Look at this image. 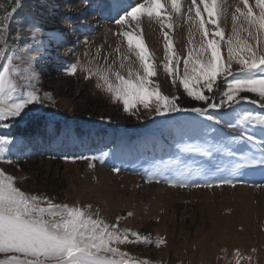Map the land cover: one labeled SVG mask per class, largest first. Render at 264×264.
<instances>
[{
	"label": "rangeland",
	"instance_id": "obj_1",
	"mask_svg": "<svg viewBox=\"0 0 264 264\" xmlns=\"http://www.w3.org/2000/svg\"><path fill=\"white\" fill-rule=\"evenodd\" d=\"M34 2L41 6L39 18L30 16ZM12 3L13 0H0V5L9 10ZM227 5L231 4L226 1ZM121 6L126 7L127 0H21V7L9 22L10 32L12 36L20 33L18 47L31 45L38 50L32 53L37 56V87L41 96L50 93L52 100L30 105L28 115L13 122L11 129H0V135L14 141L6 157L12 163L0 161V169L14 176L23 191L45 195L56 203L91 205L92 213L99 209V216L110 224L123 217L119 219L120 229L150 235L153 240L162 237L165 243L160 248L154 243L119 245L122 251L148 260L149 264H235L237 249L242 257H251V261L242 258L240 264H264V188L252 186L264 182V174L258 169L241 174L235 187L214 188H174L165 183H149L145 172L154 167L174 166L177 160L184 168H207L206 157L184 149L188 145L215 147L238 133L190 111L156 115L155 101L150 102L148 109L137 103L125 112L122 101L97 87V76L89 78V73L79 67L75 75L67 74L70 65H89L90 61L105 68L107 60L125 78L129 64L134 70L140 68L133 54L135 49L130 51L127 40L115 35L135 28V23L124 29L116 25ZM204 16L207 19L206 13ZM147 20L142 18V33L137 34L142 35L156 65L153 86L158 84L162 94L176 97L182 108L206 107L204 102L189 97L179 82L172 84V77L163 68L167 62L163 31L154 20ZM180 23L183 20L173 15V27L164 31H168L175 53L186 58L188 48L198 45L201 36L193 29L189 44V29ZM33 26L40 29L39 42L31 38ZM220 26L227 38L231 33L230 17L221 19ZM53 35L60 42L51 40ZM117 46L119 52L115 51ZM69 48L71 52L67 51ZM221 50L226 58L223 44ZM121 62L126 65L124 70L120 69ZM232 67L235 71L238 65ZM180 69L182 73L183 60ZM221 83L222 77H217L211 93L199 85L196 90L215 97ZM241 95L259 100L254 94ZM242 103L248 109L264 112L258 104ZM209 111L217 118L234 119L230 108ZM30 119L46 120L49 134L45 140L26 145L23 135L12 132ZM255 134L261 135L259 130ZM236 147L241 151L245 148ZM102 153H108L103 163L99 159H82ZM114 167L120 171L114 172ZM215 175L222 177L227 173ZM7 258L0 254V260Z\"/></svg>",
	"mask_w": 264,
	"mask_h": 264
},
{
	"label": "snow or ice",
	"instance_id": "obj_2",
	"mask_svg": "<svg viewBox=\"0 0 264 264\" xmlns=\"http://www.w3.org/2000/svg\"><path fill=\"white\" fill-rule=\"evenodd\" d=\"M225 4L226 0L224 3L222 0H199V3L190 0L185 8L181 0H127L126 7L118 8L115 23L121 29L132 28L135 23V28L118 31L115 35L127 40L130 51L135 49L133 54L140 68L134 70L129 64L128 78L122 71L114 70L107 60L105 68L91 61L89 65L75 63L68 68V75H75L79 67L89 73V78L97 76V87L111 93L116 101H122L125 112L137 103L148 109L150 102L155 101L156 115L190 111L215 124L223 123L230 131L238 133L215 147L211 144L188 145L184 149L206 157L209 162L207 168H184L177 160L174 166L146 169L149 183H165L174 188L235 187L240 175L249 170L258 169L264 174V112L248 109L242 103L258 104L260 109H264V0H236L233 5ZM20 7L21 0H13L10 10L0 5L3 13L0 14V129H11L13 122L26 117L31 111L30 105L52 100L50 93L45 92L41 96L37 87L39 76L34 67L37 56L32 53L38 50L31 45L18 47L20 33L11 35L9 22ZM228 8H234V11L229 13ZM173 15L189 22V44H192L193 29L201 36L198 45L188 48L186 58L175 53L173 41L168 31H164L173 27ZM229 16L232 26L226 38L220 21L227 20ZM144 17L149 22L154 20L163 31L167 61L163 68L172 77V84L179 82L189 97L204 102L206 107L182 108L176 97L162 94L158 84L153 86L156 65L142 35L137 34L138 31L142 33ZM33 27L31 38L33 42H39L40 29ZM50 39L60 42L55 35ZM222 44L226 48V58L221 50ZM115 51L119 52L120 47L117 46ZM233 64L238 65L235 71ZM125 68L121 62L120 69ZM217 77H222V83L215 97L196 90L199 85L211 93ZM242 93L254 94L259 100L249 99ZM221 108H230L234 119L217 118L209 111ZM255 130H259V137ZM13 144L14 141L6 135H0V161L12 163L6 157ZM237 145H244V150H239ZM107 156L108 153H102L99 157L84 156L82 159H99L103 163ZM217 160L221 163H213ZM113 171L118 173L120 169L114 167ZM216 172L227 175L217 177ZM252 186L264 188V182ZM91 207L56 203L45 195L23 191L17 186L14 176L0 169V254L8 257L0 260V264H149L148 260L136 259L122 251L119 245L154 243L160 248L165 243L162 237L153 240L150 235L120 229L118 223L123 217L110 224L99 216V209L93 214ZM129 236L134 239H129ZM242 258L251 261L250 256L242 257L237 249L235 264H240Z\"/></svg>",
	"mask_w": 264,
	"mask_h": 264
},
{
	"label": "trees",
	"instance_id": "obj_3",
	"mask_svg": "<svg viewBox=\"0 0 264 264\" xmlns=\"http://www.w3.org/2000/svg\"><path fill=\"white\" fill-rule=\"evenodd\" d=\"M39 14H42L41 6L34 2V9L32 13L30 14L31 17L38 16ZM40 15L37 17L39 18ZM35 18V19H37ZM23 125L16 127L12 132V134H20L23 135L25 138L26 145L31 144L34 140L36 142L45 140L49 134L48 133V125L46 120L44 119H30V120H24ZM18 132V133H17Z\"/></svg>",
	"mask_w": 264,
	"mask_h": 264
},
{
	"label": "bare ground",
	"instance_id": "obj_4",
	"mask_svg": "<svg viewBox=\"0 0 264 264\" xmlns=\"http://www.w3.org/2000/svg\"><path fill=\"white\" fill-rule=\"evenodd\" d=\"M190 0H181V3H182V6H184L185 8H186V6L190 3L189 2ZM229 4H231V5H233L234 3H236V0H226ZM224 2V0H222V3ZM228 11H229V13H231V12H233L234 11V8H228ZM230 17V16H229ZM148 21V20H147ZM183 23L184 24H186L187 25V28L189 29V27H190V24H189V22L186 20V19H184L183 20ZM182 23V24H183ZM158 24V23H157ZM181 24V23H180ZM181 24V25H182ZM183 26V25H182ZM119 28V27H118ZM188 29H186V30H188Z\"/></svg>",
	"mask_w": 264,
	"mask_h": 264
}]
</instances>
